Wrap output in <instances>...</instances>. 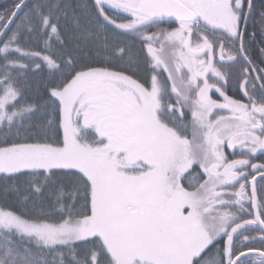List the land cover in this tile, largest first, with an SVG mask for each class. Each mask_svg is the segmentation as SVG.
<instances>
[{
    "label": "snow or ice",
    "instance_id": "1",
    "mask_svg": "<svg viewBox=\"0 0 264 264\" xmlns=\"http://www.w3.org/2000/svg\"><path fill=\"white\" fill-rule=\"evenodd\" d=\"M257 33L256 0L0 10V264H264Z\"/></svg>",
    "mask_w": 264,
    "mask_h": 264
},
{
    "label": "flooded vegetation",
    "instance_id": "2",
    "mask_svg": "<svg viewBox=\"0 0 264 264\" xmlns=\"http://www.w3.org/2000/svg\"><path fill=\"white\" fill-rule=\"evenodd\" d=\"M256 2L259 4L261 2H264V0H256ZM253 31L254 29L250 27L249 33ZM248 48L250 50V55L252 56L254 61L258 63L261 59H264V55H262L261 53V49L264 48V36L257 33V35L253 38L252 42L248 44ZM235 91L236 90L232 86L229 87V95H233ZM230 151L231 150L226 149V152ZM261 159H264V157H262Z\"/></svg>",
    "mask_w": 264,
    "mask_h": 264
},
{
    "label": "trees",
    "instance_id": "3",
    "mask_svg": "<svg viewBox=\"0 0 264 264\" xmlns=\"http://www.w3.org/2000/svg\"><path fill=\"white\" fill-rule=\"evenodd\" d=\"M11 3H12V0H0V10L4 9L5 7H8ZM164 26L166 27L167 25H164Z\"/></svg>",
    "mask_w": 264,
    "mask_h": 264
}]
</instances>
